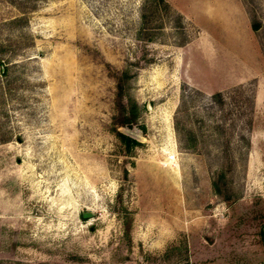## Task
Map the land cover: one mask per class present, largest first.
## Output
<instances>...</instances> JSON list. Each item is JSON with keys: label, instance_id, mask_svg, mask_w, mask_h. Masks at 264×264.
<instances>
[{"label": "rangeland", "instance_id": "rangeland-1", "mask_svg": "<svg viewBox=\"0 0 264 264\" xmlns=\"http://www.w3.org/2000/svg\"><path fill=\"white\" fill-rule=\"evenodd\" d=\"M33 1L0 0V264H264V0H166L182 29L158 0Z\"/></svg>", "mask_w": 264, "mask_h": 264}, {"label": "trees", "instance_id": "trees-1", "mask_svg": "<svg viewBox=\"0 0 264 264\" xmlns=\"http://www.w3.org/2000/svg\"><path fill=\"white\" fill-rule=\"evenodd\" d=\"M161 3V9L165 12H168L169 14L173 15L175 20L177 21L179 27L182 29V15L172 9L170 4L166 0H158ZM7 2L12 5L17 11L20 13H23L25 11H32L36 8L37 4L33 0H7ZM20 17L17 18L19 20ZM250 28L252 30H255L257 28V23L254 21L250 22ZM144 27L142 26V22L137 30V38L140 39V34ZM148 41H152V37L147 38ZM186 39L182 40L179 43V46H182L186 43ZM3 72V69L1 70ZM132 76L128 73L126 69L121 70L119 73H117L114 77V112L111 115V124L112 128L111 131L114 134V136L119 140V142L122 144L124 150L126 152H130L131 149H133L135 146H137L139 143L132 138L131 136H128L126 134L121 133L117 130V127H125L130 129L131 125L136 123V120L138 118L139 114V107L136 101L131 97L126 90L127 82L130 80ZM210 98L212 101H218L221 102V93L219 91H216L210 95ZM125 177H126V171L124 169L123 171ZM219 178H222V174H219ZM211 187L213 191L217 194H220V188L218 186L217 180L211 181ZM116 198H120V194L117 193ZM228 197H226L227 199ZM125 219L123 222V234L124 236L128 237L129 229H130V211L125 210ZM259 222H260V229H259V243L261 244L262 248L264 249V210L262 212H259L257 215Z\"/></svg>", "mask_w": 264, "mask_h": 264}, {"label": "water", "instance_id": "water-1", "mask_svg": "<svg viewBox=\"0 0 264 264\" xmlns=\"http://www.w3.org/2000/svg\"><path fill=\"white\" fill-rule=\"evenodd\" d=\"M91 215H92V213L88 212V211H81L80 212L81 218H84V219H87V218L91 217Z\"/></svg>", "mask_w": 264, "mask_h": 264}]
</instances>
